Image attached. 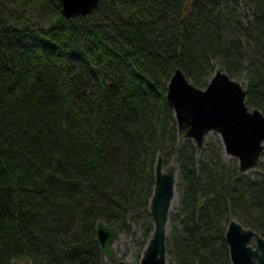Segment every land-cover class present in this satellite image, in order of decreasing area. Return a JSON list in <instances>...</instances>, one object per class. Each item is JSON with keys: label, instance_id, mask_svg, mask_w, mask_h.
<instances>
[{"label": "trees", "instance_id": "1", "mask_svg": "<svg viewBox=\"0 0 264 264\" xmlns=\"http://www.w3.org/2000/svg\"><path fill=\"white\" fill-rule=\"evenodd\" d=\"M177 67L197 86L220 67L264 113V0H99L70 17L0 0V264H116L99 219L141 228L140 256L158 155L178 172L167 264H231V218L264 236V158L243 172L218 140L184 136Z\"/></svg>", "mask_w": 264, "mask_h": 264}, {"label": "water", "instance_id": "2", "mask_svg": "<svg viewBox=\"0 0 264 264\" xmlns=\"http://www.w3.org/2000/svg\"><path fill=\"white\" fill-rule=\"evenodd\" d=\"M65 17L85 15L99 0H58ZM245 18L248 11L244 10ZM248 20V18H247ZM245 87L240 79L231 77L217 67L205 86L193 84L177 67L171 74L166 90L177 122L186 137L201 145L207 131L219 132L224 150L237 157L241 171L254 167L264 155V113L245 102ZM176 167L164 165L158 155L154 166V184L149 198L152 230L143 246L139 264H167L166 237L168 215L176 188ZM120 231L99 219L95 237L104 255L115 257L113 240ZM231 264H264V236L255 229L231 218L225 229ZM255 241V243H253ZM123 264V261H118Z\"/></svg>", "mask_w": 264, "mask_h": 264}, {"label": "rangeland", "instance_id": "3", "mask_svg": "<svg viewBox=\"0 0 264 264\" xmlns=\"http://www.w3.org/2000/svg\"><path fill=\"white\" fill-rule=\"evenodd\" d=\"M240 81L244 85V81H242V80H240ZM173 113H174V111H173ZM183 134H184V132H183ZM215 140H218V142L222 143L221 138H220V134L218 131L211 129L205 133L203 141L213 142ZM222 155H223L225 160L233 159L236 161V164H238L237 157L231 156L230 154H228L224 150L223 143H222ZM263 158H264V155L260 156L258 161L260 159H263ZM154 166H155V164H154ZM256 167H257V165L247 169L246 171L255 170V169H257ZM246 171H243V172H246ZM176 173H177L176 174V181H177L178 180L177 168H176ZM178 201H179V192H178L177 183H176L175 195H174L173 203L171 204V208L174 205L176 206L178 204ZM135 228H136V240H135V238H132L130 235H127L126 233H123V232L120 233V235L117 239L113 240L112 243H113V247H114V253H115V257L117 259L116 264H119L118 261H123V264H139V258L141 256L142 250H141L140 256H139V247H138L137 237L140 236V234H141V228H139V227H135ZM167 232H168V223H167ZM253 243H255V241ZM105 258L107 260L109 259L106 256H105ZM166 258H167V256H166Z\"/></svg>", "mask_w": 264, "mask_h": 264}, {"label": "bare ground", "instance_id": "4", "mask_svg": "<svg viewBox=\"0 0 264 264\" xmlns=\"http://www.w3.org/2000/svg\"><path fill=\"white\" fill-rule=\"evenodd\" d=\"M173 200H174V197H173V199H172V203H173Z\"/></svg>", "mask_w": 264, "mask_h": 264}]
</instances>
